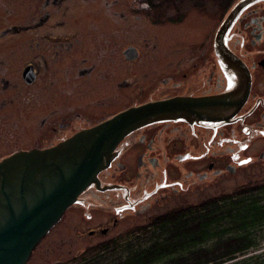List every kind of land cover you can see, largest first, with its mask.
I'll return each instance as SVG.
<instances>
[{
	"label": "flooded vegetation",
	"instance_id": "af4514ba",
	"mask_svg": "<svg viewBox=\"0 0 264 264\" xmlns=\"http://www.w3.org/2000/svg\"><path fill=\"white\" fill-rule=\"evenodd\" d=\"M116 1V21H88L100 33L93 41L73 12L76 0H25L22 23L0 29V229L73 169L102 126L166 104L107 134L123 136L35 250L75 206L108 215L86 214L98 224L89 235L107 236L127 211L141 215L152 201L235 175L233 162L264 165V0H227L218 26L210 25L208 0H170L154 23L165 27L152 31L163 49L156 42L148 52L133 41L126 47L130 16ZM147 6L153 16L163 9Z\"/></svg>",
	"mask_w": 264,
	"mask_h": 264
},
{
	"label": "rangeland",
	"instance_id": "374dc122",
	"mask_svg": "<svg viewBox=\"0 0 264 264\" xmlns=\"http://www.w3.org/2000/svg\"><path fill=\"white\" fill-rule=\"evenodd\" d=\"M122 1L125 14L127 17L128 15L130 16V20L125 21L123 24L126 47L133 41L134 44H140V47L143 48L141 51L148 52L151 51L153 44L157 42L159 44L158 51H161L163 46L160 43L162 41L164 42V39L158 41L153 37L152 31L153 29L157 30L165 27L164 25H155L154 23L155 20L164 19L166 17L165 14L169 13L166 10L170 0ZM226 1L208 0L210 25L218 26L222 15L220 8L222 3ZM173 2L180 5V1L173 0ZM147 3L156 6L163 5V9L159 10L156 16H153V12L151 14L149 12ZM75 4L73 12L75 13L76 19L83 23V27L85 26L84 30L90 31L91 41L96 36L99 37L100 33L99 30L91 26L93 22L88 21L118 19L117 13L120 10V4L117 5L116 0H76ZM24 7L26 8L25 0H0V29L3 30L10 25L21 24L25 19ZM132 8H135L136 11L133 12ZM31 9V13L35 15L36 7L34 6ZM112 14H114V17H112ZM126 66H128L127 61H125V68ZM146 66L148 67V64ZM246 154V156H250L251 153L249 151ZM233 165L237 167V173L235 175L229 174L224 179L218 182L215 181L213 184L209 182L202 183L193 193H187L185 190H182L184 195L171 196L165 203L160 202L156 204L152 201V209L147 213L137 215L136 211L125 212L118 227L113 229L107 236L98 234L93 237L89 235V230L98 224L89 221L86 214L89 212L97 216L103 215L106 219L109 218L108 215L103 214L99 209L90 210L89 208L87 210L86 208L75 206L68 212L67 217L63 219L47 239L34 251L32 258L27 264H79L80 259L86 253L92 255L94 249L97 251L103 248L112 251L113 249H118L115 253V255H118L123 250L121 246L125 245L124 240L135 237L138 235V232H141L140 230L148 228L160 216H165L187 207L198 206L210 200L225 198V195L241 192L245 188L252 189L253 187L263 185L264 165L262 167L256 163L236 165L234 162ZM261 254H264V244L260 250L254 251L244 257ZM244 257L239 259H244Z\"/></svg>",
	"mask_w": 264,
	"mask_h": 264
},
{
	"label": "trees",
	"instance_id": "16d2710c",
	"mask_svg": "<svg viewBox=\"0 0 264 264\" xmlns=\"http://www.w3.org/2000/svg\"><path fill=\"white\" fill-rule=\"evenodd\" d=\"M242 190L160 216L120 254L94 249L79 264H264V254L244 257L264 244V183Z\"/></svg>",
	"mask_w": 264,
	"mask_h": 264
},
{
	"label": "water",
	"instance_id": "95a60500",
	"mask_svg": "<svg viewBox=\"0 0 264 264\" xmlns=\"http://www.w3.org/2000/svg\"><path fill=\"white\" fill-rule=\"evenodd\" d=\"M234 10L222 28V35L233 22L239 7ZM165 106L161 102L130 109L102 126L104 134L96 135L91 148L74 163L73 169L68 174L61 172L58 182L38 202L29 207L24 203L20 214L12 213L7 224L0 229V264H27L38 243L94 179L102 159L109 154L106 147L111 140L117 141L123 136L107 134L113 130L122 132L147 117L164 112Z\"/></svg>",
	"mask_w": 264,
	"mask_h": 264
}]
</instances>
